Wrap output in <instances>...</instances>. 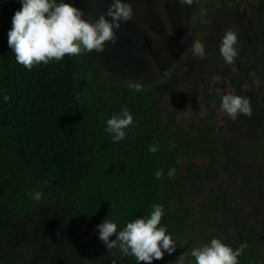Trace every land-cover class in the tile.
<instances>
[{"label": "rangeland", "instance_id": "1", "mask_svg": "<svg viewBox=\"0 0 264 264\" xmlns=\"http://www.w3.org/2000/svg\"><path fill=\"white\" fill-rule=\"evenodd\" d=\"M66 2L94 19L110 0ZM127 2L133 15L121 22L115 43L78 56L88 79L108 86L141 82L147 101L172 124L169 150L185 153L182 190L170 205L186 264L194 262L189 250L212 237L236 249L240 230L264 264V0ZM229 28L238 35L231 64L219 52ZM197 38L204 59L192 55ZM217 88L247 96L251 113L229 117L219 107ZM133 118L120 145L143 130L141 119ZM5 190L0 175V259L6 264H111L97 229L67 212L40 211L9 222L2 213Z\"/></svg>", "mask_w": 264, "mask_h": 264}, {"label": "trees", "instance_id": "2", "mask_svg": "<svg viewBox=\"0 0 264 264\" xmlns=\"http://www.w3.org/2000/svg\"><path fill=\"white\" fill-rule=\"evenodd\" d=\"M21 7L19 0H0L4 217L18 222L40 211H64L83 226L96 229L109 215L123 225L160 203L165 211L161 223L167 225L177 245L174 253H165L151 264H174L185 246L178 239L180 224L170 204L182 190L179 162L185 153L169 150L172 124L163 120L142 90L133 93L127 85L89 80L78 56L65 55L60 61L41 62L31 69L17 63L7 34L13 14ZM4 93L10 97L8 102L2 100ZM122 107L141 119L144 127L132 141L120 145L122 140L114 143L104 132V122ZM153 144L158 146L156 153L148 151ZM170 166L176 168L174 178L167 176ZM158 168L165 171L160 179L154 176ZM32 190L41 191V199H32L28 195ZM239 232L237 248L244 247L238 264H263L248 249L245 232ZM104 249L111 264H137L132 256L105 245Z\"/></svg>", "mask_w": 264, "mask_h": 264}, {"label": "clouds", "instance_id": "3", "mask_svg": "<svg viewBox=\"0 0 264 264\" xmlns=\"http://www.w3.org/2000/svg\"><path fill=\"white\" fill-rule=\"evenodd\" d=\"M22 7L12 16L8 31V45L15 54L17 63L31 69L41 62L47 65L60 61L65 55L79 56L95 50L102 52L106 42L115 43L116 30L121 22H127L133 15L127 0H110L106 13L94 19L85 18L84 11L66 0H19ZM180 4H191L192 0H178ZM238 35L235 30H225L219 44V52L227 64L233 63L238 56ZM194 57L204 59L206 49L201 39H194L191 44ZM168 75L167 70L164 73ZM127 87L133 93L142 90V83L130 82ZM219 107L232 119L238 115L251 113L250 99L216 89ZM2 100L8 102L9 95L2 94ZM133 114L127 107L115 111L105 120L104 132L110 135L112 142H119L126 137V129L133 123ZM148 151L156 153L157 145H149ZM179 161H177L178 163ZM176 168L170 166L167 176L174 178ZM165 175L163 168H158L154 176L160 179ZM28 195L39 200L42 192L29 191ZM165 215L164 206L154 203L142 217H135L123 225L109 216L96 225L98 239L108 250L116 249L123 256H132L137 264L141 261L151 264L160 260L165 253L176 251L177 241L168 231L167 225L161 223ZM111 237H114L112 239ZM243 245L234 249L221 238L212 237L206 243L193 246L189 251L194 258L193 264H238ZM186 253H182L174 264H186Z\"/></svg>", "mask_w": 264, "mask_h": 264}]
</instances>
